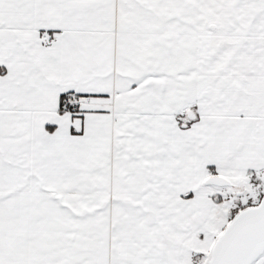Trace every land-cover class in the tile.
<instances>
[{
  "label": "crops",
  "instance_id": "crops-1",
  "mask_svg": "<svg viewBox=\"0 0 264 264\" xmlns=\"http://www.w3.org/2000/svg\"><path fill=\"white\" fill-rule=\"evenodd\" d=\"M0 7V264H163L208 165L263 152L264 0Z\"/></svg>",
  "mask_w": 264,
  "mask_h": 264
},
{
  "label": "rangeland",
  "instance_id": "rangeland-1",
  "mask_svg": "<svg viewBox=\"0 0 264 264\" xmlns=\"http://www.w3.org/2000/svg\"><path fill=\"white\" fill-rule=\"evenodd\" d=\"M161 2L163 7L156 12L169 18L170 0ZM11 3L14 2L5 4ZM10 9L0 7V17L11 19L18 12L15 8ZM181 10L185 11V7ZM198 11L197 4L193 8V17L198 16ZM64 108L74 110L76 106L66 105ZM196 117L195 111H190L181 124L188 126ZM231 157L220 154L215 164L208 165L205 176L194 184L191 192L188 189L179 199L177 217L169 219L167 229L170 233L163 241V246L167 244L169 247L159 250L163 264H213L217 245L229 227L241 214L263 202L264 149L261 153L246 156L250 165H232L227 161ZM217 176L225 178L227 183L209 182L210 178ZM251 264H264V249Z\"/></svg>",
  "mask_w": 264,
  "mask_h": 264
},
{
  "label": "water",
  "instance_id": "water-1",
  "mask_svg": "<svg viewBox=\"0 0 264 264\" xmlns=\"http://www.w3.org/2000/svg\"><path fill=\"white\" fill-rule=\"evenodd\" d=\"M209 182L226 184L227 180L217 176ZM263 248L264 200L257 208L241 214L229 227L217 245L213 264L252 263V257Z\"/></svg>",
  "mask_w": 264,
  "mask_h": 264
},
{
  "label": "built area",
  "instance_id": "built-area-1",
  "mask_svg": "<svg viewBox=\"0 0 264 264\" xmlns=\"http://www.w3.org/2000/svg\"><path fill=\"white\" fill-rule=\"evenodd\" d=\"M65 103L67 106L72 105L74 107L75 105L79 104V99L78 98L76 99L75 96H73V97L69 96L68 98L65 99Z\"/></svg>",
  "mask_w": 264,
  "mask_h": 264
},
{
  "label": "bare ground",
  "instance_id": "bare-ground-1",
  "mask_svg": "<svg viewBox=\"0 0 264 264\" xmlns=\"http://www.w3.org/2000/svg\"><path fill=\"white\" fill-rule=\"evenodd\" d=\"M263 249H264V248H263ZM263 249L260 250L259 252H257L256 255H254V256L252 257L251 260L255 259V257H257V256L263 251ZM250 263H251V262H250ZM250 263H248V264H250Z\"/></svg>",
  "mask_w": 264,
  "mask_h": 264
},
{
  "label": "trees",
  "instance_id": "trees-1",
  "mask_svg": "<svg viewBox=\"0 0 264 264\" xmlns=\"http://www.w3.org/2000/svg\"><path fill=\"white\" fill-rule=\"evenodd\" d=\"M67 97H69V95H65V96L63 97V102L65 101V99H66Z\"/></svg>",
  "mask_w": 264,
  "mask_h": 264
}]
</instances>
